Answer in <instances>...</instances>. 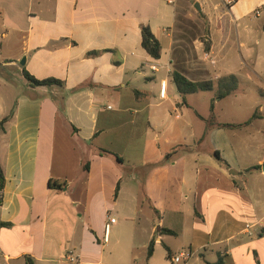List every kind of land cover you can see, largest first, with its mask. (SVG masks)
Returning a JSON list of instances; mask_svg holds the SVG:
<instances>
[{"label": "crops", "instance_id": "1", "mask_svg": "<svg viewBox=\"0 0 264 264\" xmlns=\"http://www.w3.org/2000/svg\"><path fill=\"white\" fill-rule=\"evenodd\" d=\"M184 1L0 0V122L12 113L0 129V264H173L181 251L189 264H264V0L190 3L209 49L201 78L186 77L239 80L215 122L214 90L183 103L172 81ZM24 72L63 85L31 87Z\"/></svg>", "mask_w": 264, "mask_h": 264}, {"label": "trees", "instance_id": "2", "mask_svg": "<svg viewBox=\"0 0 264 264\" xmlns=\"http://www.w3.org/2000/svg\"><path fill=\"white\" fill-rule=\"evenodd\" d=\"M263 31H264V24H263ZM141 46L144 49V51L153 60H159L161 58V55H162L161 44L159 43L157 38L153 35L151 29L147 25H143L141 27ZM204 48H205V51L209 49L208 42L205 44ZM23 75L31 87H51V86L62 87L63 85V82L58 79L49 78V79H44V80H38L34 78L33 76L29 75L27 72H24ZM172 81L175 84L177 91L181 95L183 103L186 102V96L189 94L214 90L215 95L210 103L211 119L213 118L212 114L214 112L215 102L234 94L239 87V80L235 75H228L225 77H221L216 81H212V80L193 81L187 78L181 71L177 69H174L172 72ZM11 114L0 122V129H2L4 123L10 118ZM251 120L252 118L238 125L237 124H219L218 126L221 128H239V127L248 125L251 122ZM209 122H211V120L207 121L208 124ZM209 129H211V126H207V131ZM103 153H110V152L103 151ZM113 155L117 157L115 154ZM214 157L223 166L225 167L228 166L227 163L220 157L219 152L215 151ZM118 160L120 161V159ZM88 168H89L88 165L85 164L84 170L86 172L88 171ZM256 169H260V167L255 166L253 168H250L249 171L256 170ZM4 182H5L4 175H3L2 170L0 169V191L4 187ZM49 186L51 188H56V189H61L62 187L61 184H59L56 181H52V180L50 181ZM2 225L9 226L10 224L7 223V224H2ZM152 250H153V243L151 242L148 247V256L152 254ZM26 263L33 264L29 258H27Z\"/></svg>", "mask_w": 264, "mask_h": 264}, {"label": "rangeland", "instance_id": "3", "mask_svg": "<svg viewBox=\"0 0 264 264\" xmlns=\"http://www.w3.org/2000/svg\"><path fill=\"white\" fill-rule=\"evenodd\" d=\"M192 0H186L183 4L177 8L176 24L172 30L173 37L175 38V45L173 50V68L183 72V74L191 79L201 78L202 62L201 55L202 50H205V40L207 35V19L200 12L194 4H190ZM200 98L204 99L205 96H211V92H197ZM203 96V97H202ZM205 105H200L199 110L202 113H206ZM236 115L237 119H245L247 117L246 112L240 111H227L220 112L222 117L226 115L230 116L232 113ZM219 117H215L212 120L215 122ZM115 234L112 231L111 243ZM106 256L108 252L106 251Z\"/></svg>", "mask_w": 264, "mask_h": 264}, {"label": "built area", "instance_id": "4", "mask_svg": "<svg viewBox=\"0 0 264 264\" xmlns=\"http://www.w3.org/2000/svg\"><path fill=\"white\" fill-rule=\"evenodd\" d=\"M166 2L169 4H174L175 0H166ZM224 2L226 4H231L233 2V0H224ZM149 67L153 72L158 71V66L154 63L151 64ZM165 94H166V81L163 80V81H161V84H160V97L164 98ZM115 222H116L115 218H108V222L105 225L103 243L107 242L109 227L111 224H114ZM191 258H192V253L190 251H181L180 253H178L177 255H175L171 258V262L173 264H189ZM63 259H65L69 262H73L76 260V257L72 253H69V254L65 255L63 257Z\"/></svg>", "mask_w": 264, "mask_h": 264}, {"label": "water", "instance_id": "5", "mask_svg": "<svg viewBox=\"0 0 264 264\" xmlns=\"http://www.w3.org/2000/svg\"><path fill=\"white\" fill-rule=\"evenodd\" d=\"M196 7L198 8V10H200V7H199L198 4L196 5ZM24 61H25V59L23 58V59L21 60V64H22V65L24 64Z\"/></svg>", "mask_w": 264, "mask_h": 264}]
</instances>
